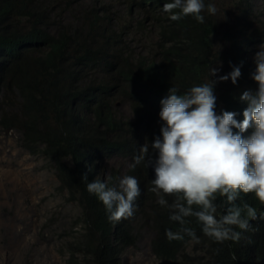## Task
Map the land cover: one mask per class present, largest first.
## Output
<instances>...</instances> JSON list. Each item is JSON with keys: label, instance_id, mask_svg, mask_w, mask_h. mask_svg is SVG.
I'll return each mask as SVG.
<instances>
[{"label": "trees", "instance_id": "trees-1", "mask_svg": "<svg viewBox=\"0 0 264 264\" xmlns=\"http://www.w3.org/2000/svg\"><path fill=\"white\" fill-rule=\"evenodd\" d=\"M228 1L214 0L217 14L204 13L200 24L172 21L167 0H0V129L17 130L22 146L54 170L57 192L78 205L81 231L65 246L66 264H122L144 228L155 232L152 249L163 264H264V222L253 221L238 244L214 243L194 218L199 243L166 239L178 226L150 190L151 167L109 172L107 181L133 175L141 187L134 216L115 223L82 179L94 180L113 157L129 165L159 134L169 87L204 82L210 65L223 75L242 62L237 85L215 89L218 111L242 113L240 94L257 87L252 58L264 42V0ZM118 104L132 117L116 115ZM243 199L264 209L252 194Z\"/></svg>", "mask_w": 264, "mask_h": 264}, {"label": "clouds", "instance_id": "clouds-1", "mask_svg": "<svg viewBox=\"0 0 264 264\" xmlns=\"http://www.w3.org/2000/svg\"><path fill=\"white\" fill-rule=\"evenodd\" d=\"M162 7L172 21L191 16L200 24L205 22L204 13L214 16L218 12L214 0H167ZM252 59L251 79L257 87L240 94L239 101L246 105L242 113L218 111L215 92L218 83L237 85L242 62H230L231 71L223 75L220 66L210 65L204 82L184 91L169 87L160 100L159 134L132 156L130 169L141 165L153 169L150 190L167 210L169 221L178 226L165 230L169 241L188 237L200 242L190 218L204 237L220 245L240 243L254 230L253 221L264 222V209L243 199L252 194L264 205V42ZM82 179L87 181L86 190L104 206L110 222L134 216L141 195L137 177L89 182L85 174Z\"/></svg>", "mask_w": 264, "mask_h": 264}, {"label": "rangeland", "instance_id": "rangeland-1", "mask_svg": "<svg viewBox=\"0 0 264 264\" xmlns=\"http://www.w3.org/2000/svg\"><path fill=\"white\" fill-rule=\"evenodd\" d=\"M115 113L132 117L127 104H118ZM20 138L17 130L0 129V264H66L65 246L81 231L80 210L57 192L47 160L31 154ZM127 166L118 157L105 160L94 179L106 180L111 170L124 172ZM154 235L144 228L134 246L125 248L122 264H163L152 249Z\"/></svg>", "mask_w": 264, "mask_h": 264}, {"label": "bare ground", "instance_id": "bare-ground-1", "mask_svg": "<svg viewBox=\"0 0 264 264\" xmlns=\"http://www.w3.org/2000/svg\"><path fill=\"white\" fill-rule=\"evenodd\" d=\"M102 177V176H101Z\"/></svg>", "mask_w": 264, "mask_h": 264}]
</instances>
